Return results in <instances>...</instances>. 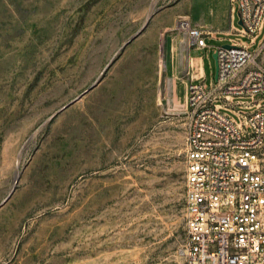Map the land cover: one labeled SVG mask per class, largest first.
Segmentation results:
<instances>
[{"label":"rangeland","instance_id":"obj_1","mask_svg":"<svg viewBox=\"0 0 264 264\" xmlns=\"http://www.w3.org/2000/svg\"><path fill=\"white\" fill-rule=\"evenodd\" d=\"M239 20L231 0H0V264H185L188 59L210 89L218 48L264 42ZM263 98L220 112L242 126Z\"/></svg>","mask_w":264,"mask_h":264},{"label":"built area","instance_id":"obj_2","mask_svg":"<svg viewBox=\"0 0 264 264\" xmlns=\"http://www.w3.org/2000/svg\"><path fill=\"white\" fill-rule=\"evenodd\" d=\"M238 2L252 42L264 27V0ZM192 48H208L214 32L180 21ZM219 77L210 89L200 67L188 88L185 111V264H264V104L239 126L220 112L235 96L264 97V42L216 50ZM222 102L223 104H220ZM249 129V130H247Z\"/></svg>","mask_w":264,"mask_h":264},{"label":"water","instance_id":"obj_3","mask_svg":"<svg viewBox=\"0 0 264 264\" xmlns=\"http://www.w3.org/2000/svg\"><path fill=\"white\" fill-rule=\"evenodd\" d=\"M239 17H240V14H239ZM239 24L243 26V22H242L241 18L239 20ZM222 47L225 48V49L234 48V46H232V45H223ZM213 58H214L215 63H216V75H215V79L218 80V77H219V61H218V53L217 52H215L213 54Z\"/></svg>","mask_w":264,"mask_h":264},{"label":"crops","instance_id":"obj_4","mask_svg":"<svg viewBox=\"0 0 264 264\" xmlns=\"http://www.w3.org/2000/svg\"><path fill=\"white\" fill-rule=\"evenodd\" d=\"M191 57V56H190ZM191 60H192V64H191V66H192V70H193V72H192V74H191V77H193V75H195L196 74V72L198 71V69L201 67L202 68V71H203V59L202 58H200V67L199 68H196L195 69V64H194V59L191 57ZM203 73H204V71H203Z\"/></svg>","mask_w":264,"mask_h":264},{"label":"bare ground","instance_id":"obj_5","mask_svg":"<svg viewBox=\"0 0 264 264\" xmlns=\"http://www.w3.org/2000/svg\"><path fill=\"white\" fill-rule=\"evenodd\" d=\"M188 62H189L190 65L192 64V60H191L190 57H189V59H188Z\"/></svg>","mask_w":264,"mask_h":264}]
</instances>
